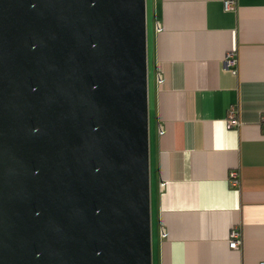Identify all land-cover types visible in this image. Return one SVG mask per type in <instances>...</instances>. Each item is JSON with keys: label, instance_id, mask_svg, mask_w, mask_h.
<instances>
[{"label": "water", "instance_id": "water-1", "mask_svg": "<svg viewBox=\"0 0 264 264\" xmlns=\"http://www.w3.org/2000/svg\"><path fill=\"white\" fill-rule=\"evenodd\" d=\"M0 264H152L146 0H0Z\"/></svg>", "mask_w": 264, "mask_h": 264}, {"label": "crops", "instance_id": "crops-1", "mask_svg": "<svg viewBox=\"0 0 264 264\" xmlns=\"http://www.w3.org/2000/svg\"><path fill=\"white\" fill-rule=\"evenodd\" d=\"M146 26L152 264H259L264 0L231 9L223 0H146ZM232 105L240 125L229 128ZM233 227L238 249L228 246Z\"/></svg>", "mask_w": 264, "mask_h": 264}, {"label": "built area", "instance_id": "built-area-1", "mask_svg": "<svg viewBox=\"0 0 264 264\" xmlns=\"http://www.w3.org/2000/svg\"><path fill=\"white\" fill-rule=\"evenodd\" d=\"M235 4H236V0H223V6L225 9H231L234 7ZM159 29L160 28L157 26L156 30L158 31ZM226 57H227V64L231 66L236 65L237 60L235 58L233 51L229 52ZM157 81H160V78H157ZM226 124L229 128L238 127L240 125V121L236 116V108L234 105L230 106L228 109L227 117H226ZM260 124L262 128V132H264V114H262L260 118ZM161 132L162 130L159 129V133ZM229 180L233 186H237L239 184V177H238V173L236 170H231L229 172ZM162 184L163 182L160 183V185ZM160 235L164 236L165 234L164 232H161ZM241 242H242V239H241V235H240L238 228L233 227L229 232L228 246L233 249H238L241 245ZM259 264H264V261L260 262Z\"/></svg>", "mask_w": 264, "mask_h": 264}, {"label": "rangeland", "instance_id": "rangeland-1", "mask_svg": "<svg viewBox=\"0 0 264 264\" xmlns=\"http://www.w3.org/2000/svg\"><path fill=\"white\" fill-rule=\"evenodd\" d=\"M151 234H152V228H151Z\"/></svg>", "mask_w": 264, "mask_h": 264}]
</instances>
